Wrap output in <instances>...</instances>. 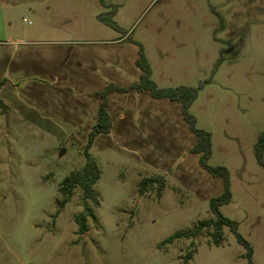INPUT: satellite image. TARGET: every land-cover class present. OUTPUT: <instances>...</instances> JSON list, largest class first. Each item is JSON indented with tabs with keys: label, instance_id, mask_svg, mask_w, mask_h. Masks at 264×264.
I'll list each match as a JSON object with an SVG mask.
<instances>
[{
	"label": "rangeland",
	"instance_id": "obj_1",
	"mask_svg": "<svg viewBox=\"0 0 264 264\" xmlns=\"http://www.w3.org/2000/svg\"><path fill=\"white\" fill-rule=\"evenodd\" d=\"M140 45L157 86L198 88L209 164L230 171L221 212L264 264V0H0V264H249L228 227L220 244L213 227L169 242L214 219L224 190L178 103L112 92V130L89 147L98 93L140 81ZM88 154L95 198L77 188L62 205Z\"/></svg>",
	"mask_w": 264,
	"mask_h": 264
},
{
	"label": "trees",
	"instance_id": "obj_2",
	"mask_svg": "<svg viewBox=\"0 0 264 264\" xmlns=\"http://www.w3.org/2000/svg\"><path fill=\"white\" fill-rule=\"evenodd\" d=\"M107 16V14H100L98 16V19L114 29L121 30L116 22L111 19H106ZM137 66L141 70V78L139 82L132 83L126 87L112 84L108 86L104 91L98 93V96L101 99V103L98 109L96 123L94 124L93 129L89 134V147H91L97 136L109 134L112 130L113 120L109 113V103L107 100L108 95L112 92H149L150 95L155 99L166 98L172 102L178 103L181 107L182 116L187 122L190 131L196 136V142L191 149V153L200 156L199 163L203 169L208 171L212 176L220 177L223 179L224 190L220 196L213 198L210 201V208L215 216L214 219L202 221L200 223L201 227H198L197 229H195V231L187 230L177 233L174 237L169 239V242H172L176 238L197 236L200 233L199 229L213 227L214 240L217 244H220L224 240L223 229L225 227H228L230 231L235 234L237 240L246 247V257L249 264H254V249L252 245L239 233V223L224 216L221 212L222 206L228 205L233 201L230 171L225 166H212L209 164L213 148L212 134L211 132L205 129H201L197 126V119L190 111L191 106L197 99L198 88L186 86L161 88L157 86V84L151 78L152 70L141 45L139 46ZM87 156L88 162L86 163V165L82 169L71 173L61 184V191L67 197L62 205H64L65 202H68L72 198L77 188L81 189L84 200L95 198V193L93 192L92 187L98 181L101 172L95 162L90 158L89 154ZM256 156L260 164L264 167V132L261 134L256 145ZM76 220L79 225V233H86L88 230L87 213H80L79 215H77Z\"/></svg>",
	"mask_w": 264,
	"mask_h": 264
},
{
	"label": "crops",
	"instance_id": "obj_3",
	"mask_svg": "<svg viewBox=\"0 0 264 264\" xmlns=\"http://www.w3.org/2000/svg\"><path fill=\"white\" fill-rule=\"evenodd\" d=\"M2 1H4V2H6L7 0H2ZM4 17H5V20L6 21H8V17H9V13L6 11L5 12V15H4ZM149 92H143V93H139L138 95H145V94H148ZM150 94V93H149ZM145 96H147V97H149V95H145ZM114 123V122H113ZM115 125V124H114Z\"/></svg>",
	"mask_w": 264,
	"mask_h": 264
}]
</instances>
